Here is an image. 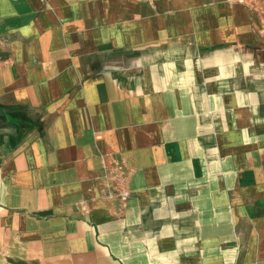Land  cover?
Returning a JSON list of instances; mask_svg holds the SVG:
<instances>
[{
    "label": "crops",
    "instance_id": "crops-1",
    "mask_svg": "<svg viewBox=\"0 0 264 264\" xmlns=\"http://www.w3.org/2000/svg\"><path fill=\"white\" fill-rule=\"evenodd\" d=\"M262 21L0 0V264H264Z\"/></svg>",
    "mask_w": 264,
    "mask_h": 264
},
{
    "label": "rangeland",
    "instance_id": "rangeland-1",
    "mask_svg": "<svg viewBox=\"0 0 264 264\" xmlns=\"http://www.w3.org/2000/svg\"><path fill=\"white\" fill-rule=\"evenodd\" d=\"M244 4L251 7L255 16L262 18V24L264 25V0H239ZM264 27V26H263Z\"/></svg>",
    "mask_w": 264,
    "mask_h": 264
}]
</instances>
